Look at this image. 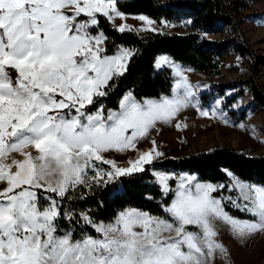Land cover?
Masks as SVG:
<instances>
[{"label":"snow or ice","instance_id":"1","mask_svg":"<svg viewBox=\"0 0 264 264\" xmlns=\"http://www.w3.org/2000/svg\"><path fill=\"white\" fill-rule=\"evenodd\" d=\"M101 18L119 33L131 31L115 24L127 19L119 0H0V264H215L217 252L229 255L217 239L220 225L240 240L264 233V185L226 171L230 186L182 173L172 187L174 177L156 170L154 184L170 198L163 216L127 207L104 222L90 209L65 206L148 172L164 153L154 139L147 150L138 145L182 110L227 123L215 108L204 109L196 86L167 56L155 67L174 70L171 94L137 97L130 90L115 109L107 107L102 101L136 52L117 47L108 54L107 36L95 31ZM135 18L143 30L158 31L147 15ZM130 150L135 157L126 166L108 156ZM11 153L21 158L9 162ZM226 187L237 195H214ZM227 205L252 219L235 218ZM64 221L70 226L61 227Z\"/></svg>","mask_w":264,"mask_h":264},{"label":"trees","instance_id":"2","mask_svg":"<svg viewBox=\"0 0 264 264\" xmlns=\"http://www.w3.org/2000/svg\"><path fill=\"white\" fill-rule=\"evenodd\" d=\"M251 0H119V7L126 14H144L160 23L176 21L182 16L190 18V28L193 32L186 34L161 33L147 31L137 33L128 31L119 33L113 30L111 22L100 19L96 32H104L107 36L106 48L108 54H113L117 47H128L136 52L131 59L126 75L115 81L116 90L102 102L115 109L118 100L128 91H133L137 97H156L161 94H171L174 86V76L171 69L163 67L157 70L155 61L159 55L165 54L174 61L187 65L198 71H217L220 58L228 48L233 47L240 54L251 55L249 48L237 34L235 13L248 7ZM261 11H253L251 15H260ZM229 26L234 33L232 38L221 41L205 37L204 31ZM240 80H232L215 85L216 90L235 88L231 99L243 94L246 87ZM248 89L256 105L264 109V92L251 78ZM212 94V93H210ZM212 95L201 96V102L206 104ZM230 103V102H228ZM232 113V112H230ZM149 171L132 177L118 179L114 183L101 185L87 192L85 199L65 202L72 211L91 210L97 221L108 222L121 209L138 208L153 215H165L161 204L170 202L161 196L153 181V170H175L193 172L201 182L224 184L230 186L226 171H231L240 179L264 185V155L247 154L231 146H216L209 150L190 153L180 157H165L148 166ZM171 186L175 187V177ZM228 187L221 189L219 197ZM230 215L239 219H252L250 214L226 206ZM67 221L61 227H69ZM79 234L80 225H76ZM92 235L96 233L91 228L85 229Z\"/></svg>","mask_w":264,"mask_h":264},{"label":"rangeland","instance_id":"3","mask_svg":"<svg viewBox=\"0 0 264 264\" xmlns=\"http://www.w3.org/2000/svg\"><path fill=\"white\" fill-rule=\"evenodd\" d=\"M253 11H261L262 13L260 15H251ZM235 17L237 20H240L236 23L237 34L244 45L249 48L252 56L240 54L239 51L231 47L220 58L217 71H198L176 62L171 57L165 55L171 61L182 66L190 83L196 86L198 99L201 100V96L203 95L213 96L208 102V110L211 111V109L215 108L218 113H223L227 118V123H225L224 119L219 115L212 118L209 115L207 118L195 122V130L198 133H193V139H196V141L193 140V148L190 147L185 148V150L172 152L196 153L216 146H231L247 154L264 155V109L252 101L251 92L248 89L250 80L253 78L264 92V0H251L247 8L235 13ZM162 21L166 23L156 22L155 24V27L158 29L157 32L177 34L193 32L190 28L191 20L186 16H182L176 21ZM133 24L135 28L141 31L140 33L147 32L143 30L145 27L143 22L135 20ZM203 33L206 38L216 41L232 38L236 34L229 26H222L218 29L211 28ZM164 67L171 69L167 65ZM157 70L159 69L157 68ZM171 72L174 76L173 69H171ZM175 79L174 76V85ZM232 80L243 81L246 87L243 94L237 96L234 100L231 99V96L235 88L218 91L215 87V85L217 86ZM191 123H193L192 119L190 120ZM190 131H192L191 128ZM28 151L34 150L28 149ZM108 156L112 158L110 153ZM20 158L19 153H11L9 162L11 159ZM128 159L132 158H121L117 162L121 166H126V160ZM156 170L165 171L155 169L153 172ZM165 172L175 177V179L182 173L196 175L193 172L187 171L176 172L175 170H168ZM229 179L231 184V177ZM222 195L235 197L237 193L229 191V188H227ZM218 231L219 235L217 239L229 250V255L227 258H224L217 252L214 258L215 264H264V233L256 234L247 240H240L231 233L226 225H220Z\"/></svg>","mask_w":264,"mask_h":264},{"label":"crops","instance_id":"4","mask_svg":"<svg viewBox=\"0 0 264 264\" xmlns=\"http://www.w3.org/2000/svg\"><path fill=\"white\" fill-rule=\"evenodd\" d=\"M138 15L140 14H126V17H127L126 20H121L118 18L115 20V24L119 25L121 23H126L127 25L130 26L131 31L140 33L141 31L138 30V28H135L133 24L135 20H138L135 18ZM98 32H101V31H98ZM142 33H145V32H142ZM160 56H165V54L159 55L157 59ZM207 105L208 103L203 104V107L206 110H208ZM203 118H207V117L201 116L199 114V109L197 108L189 107L187 109H184L181 111V113L178 114L176 118H174L172 124H169V125L158 124L156 128L151 131L149 140L140 143L138 147L141 150H147L148 148L152 146L151 140L154 139L158 146V150L164 153L163 158L167 156L180 157L184 155H189L190 153H179V152H172V151L185 150V148H190V147L193 148V140L196 141V139H193V133L194 134L198 133L197 130H195L196 129L195 122H199ZM191 119L193 120V123L190 124ZM177 124H179L180 127H176ZM190 128L192 129V131H190ZM205 150H209V149H205ZM110 156L112 158H115L118 161L121 158H134L135 153H133L131 150L128 153H118V152L113 151L110 153Z\"/></svg>","mask_w":264,"mask_h":264}]
</instances>
